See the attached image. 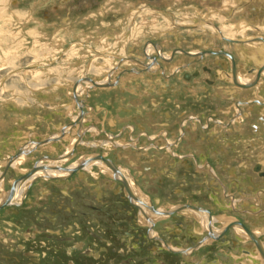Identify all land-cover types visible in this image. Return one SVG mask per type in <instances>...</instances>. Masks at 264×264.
Listing matches in <instances>:
<instances>
[{"label": "rangeland", "instance_id": "obj_1", "mask_svg": "<svg viewBox=\"0 0 264 264\" xmlns=\"http://www.w3.org/2000/svg\"><path fill=\"white\" fill-rule=\"evenodd\" d=\"M202 20L215 23L228 36H264V0H0V181H5L4 188L24 175L37 157L63 152V145L57 142L53 143L56 152L32 150L22 165L9 166L1 175L6 166L2 162L14 155L21 143L37 142L42 136L54 134L57 128L72 121L77 111L74 107L75 111L68 114L73 102L74 81L84 76L93 80L106 77V68L98 71L96 67L106 60L100 53L140 57L144 41L152 39L163 45L165 51L173 47L186 50L226 48L236 55L242 74L249 75L248 68L258 67L246 59L248 48L218 39L213 28L207 29ZM176 22L188 26L196 24L198 27L191 31L177 29L173 24ZM113 56L106 57L110 59V68L118 62ZM187 59L178 54L170 67ZM94 61L95 67L87 71V66ZM125 63L128 61L121 65ZM202 63L209 64L214 70L218 68L212 57L195 65ZM26 66L31 67L24 68ZM214 70L205 75L215 81L213 85L206 83L202 75L184 81L180 72L161 80L141 77L125 81L107 91H87V84H82L85 88L79 94L80 98L96 109V114L86 117L83 125L104 121L108 130L117 131L130 122L138 129L145 128L151 135L166 129L171 139L178 133V122L186 114L215 113L220 119L227 120L232 108L229 112L219 109L230 108L233 99L264 97V75L257 92L254 89L244 93L238 90L229 95L226 91L232 85L225 80H217ZM262 108H245L249 116L246 121L234 123L228 128L213 125L208 131H195L187 124L185 136L174 148L175 153L183 156L186 153L198 155L199 163L209 161L228 191L240 198L238 207L242 210L253 205L252 197L257 196V189H264V179L251 171L255 161L262 160L264 164V144L261 145L264 125L257 120L258 116H264ZM255 124L259 126V132L254 129ZM214 130L219 131L218 140H214L217 137ZM92 131L87 134L90 140L96 136ZM125 132L116 139L128 142ZM98 136L103 137L102 134ZM146 142L149 139L141 136L137 143ZM63 143L68 145L69 142L64 139ZM104 147L107 146L96 148L99 152L106 151L107 157L117 165L128 168L138 188L152 198L155 206L188 201L209 207L216 216H223L226 212L234 214L250 227L264 224L254 215L227 209L229 200L220 195L215 200L207 194L203 197L194 195L199 185L205 182L203 180L210 179L211 175L208 170L196 169L192 159H179L154 147H150L152 151L147 154H109ZM84 148V143L77 146L70 157L71 162L81 156ZM87 178L76 173L62 183L36 182L28 192L31 200L23 208H17L19 214L8 212L11 210L6 207L0 212V216L3 215L0 217V244L6 245L1 240L4 236L17 240L25 249L40 252L42 264H66L68 259H74L77 264H109V258L119 264L120 257L111 248L121 245L116 235H122L123 228H118L115 220L127 218L133 222L138 216L137 209L123 197L119 182L109 183L106 176ZM212 182L214 185L215 182ZM180 191H186L188 195L181 196ZM1 193L0 188V196ZM70 202L81 206V210L71 208L68 211L65 205ZM85 204L101 208L89 211ZM124 208L132 214H127ZM87 210L90 216L83 212ZM3 218L17 224L4 223ZM186 225L187 220L181 215L169 222L158 223L154 229L169 242L184 245L187 242L173 229L176 226L185 228ZM90 231L102 238L91 235ZM66 235L89 241L87 244L92 249L110 241L107 257L94 259L83 251L73 249V241L59 239ZM138 235L140 240L144 239L141 230ZM229 236L222 246L229 243L234 234ZM10 243L14 245L12 241ZM15 248L16 253L21 252L17 245ZM43 251L47 254L44 255ZM52 255L61 259H54Z\"/></svg>", "mask_w": 264, "mask_h": 264}, {"label": "flooded vegetation", "instance_id": "obj_2", "mask_svg": "<svg viewBox=\"0 0 264 264\" xmlns=\"http://www.w3.org/2000/svg\"><path fill=\"white\" fill-rule=\"evenodd\" d=\"M202 22V25L206 24L207 29L211 30V28H213L217 33L214 35L218 39L229 44L243 45L248 48L249 50L246 54V59L257 64L258 67L254 66L248 68L247 74L249 75L242 74L237 64L236 55L226 48L213 47L198 50H186L182 47H173L172 50L165 51L163 45L152 39H147L142 45V54L140 57L131 55L113 56L104 52L100 53V55L106 59L105 62L97 65L95 64V61L94 63L91 62L87 66V71H91L93 67H95V64L98 71H104L106 68V77L100 80H93L90 78L89 80L91 81H81L76 86L77 97L81 99L79 94L85 88L82 84H87V91H107L118 87V85L125 81L137 80L141 77H155V79L161 80L162 77L169 78L178 72H180L184 81L198 78L202 75L205 78L206 83L213 85L215 84V81L206 78L205 75L206 73H212L214 68L207 63H202L200 66L195 65L209 57H212V59L218 63V68L214 70L215 78L217 80H225L232 85V87L226 91L229 95L235 94L238 90L244 93L248 90L254 89L257 92L259 88L258 84L264 75V70L259 71L264 65V36L236 38L224 34L222 29L211 21L202 20ZM173 24L177 29H186L190 31L198 27L196 24H191V26L177 22ZM94 51L100 52L96 50ZM178 54H183L188 59L182 61L180 64H174L170 67L172 60H174ZM109 56L116 57V61H118L116 66L111 68L108 66L110 59H107L106 57ZM124 61H128V63L121 65ZM92 82L105 86L93 85L94 83ZM205 86H207V84ZM222 92H225V90ZM85 93L87 94V92ZM72 100V107L69 109L68 114L74 112V107H77V111L74 112L72 121L67 125L65 124L57 128L53 136H42L43 138L39 140L42 143L38 144L39 141H37V143L31 141V143H23V145L21 143L19 146L25 148L26 153L19 156L18 159L14 158L11 160L10 166L15 167L17 165H22L26 160L27 155L32 152V150L47 149L56 152L57 149L55 142L59 144L61 143L64 147L62 153L55 155L60 156V158L58 160L44 158L45 156L55 157L50 154L37 157L38 159L36 158L37 161L34 163H36L38 167L43 168L44 171L40 170L37 174L31 176V178L17 183L12 198L8 203L0 207V212H3L6 207L11 210L8 212L19 214L20 211H18L17 208H23V205L31 200L28 192L36 182L52 181L62 183L68 181L76 173L79 174V176L86 178V180L88 179V176L97 179L106 176L109 183H120L123 197L130 203V205H133L138 212V216L134 218L133 222L127 218L115 220V225L120 229L123 228L122 235H116L119 240L118 243L121 245L116 246V243V245H114L116 247L111 248L113 253L120 257L118 259L119 264H264V224L250 227L234 214L226 212L223 216H216L212 213L209 207L190 203L188 201L180 200L172 205L155 206L152 198L143 194L138 188L137 181L130 174L128 168L117 165L107 157L108 154L106 151L99 152V149L96 148L101 145L107 146L104 147V150L109 151V154H111L110 152H119L121 154H147L152 151L150 147H154L156 150H163L179 159H192L196 169L200 171L208 170L211 175L210 179L206 178L203 180L205 182L199 185V188L194 191V195L203 197L207 194L211 200H215L220 195L222 198H227L229 200L227 209L234 213H247L251 216L254 215L264 221V206L262 205L264 204V189H257V196L252 197L253 205L248 209L242 210V208L238 207L240 198H237L233 193L228 191L227 185L223 182L216 171H214V167L209 161H202L199 163L198 155L195 156L194 153H186V155L183 156L174 151V148L179 146L182 137L185 136L187 124H190L191 129H194L195 131H208L213 125H217L220 128H228L234 123L242 124L246 121L247 117H249L244 110L245 108L253 110V108L260 106L264 109L263 96L257 95L256 97H241L233 99L230 108L224 107L219 109L223 112H229L232 108V113L227 115V120L220 119L215 113L201 115L199 113L186 114L179 120V131L171 139L169 138L170 132L166 129L159 130L158 134L151 135L145 128L138 129L135 124L130 122L123 124L117 131L108 130L104 121H95L96 123L87 122L83 125L86 117H93L96 114V109L82 99L83 101L80 105L84 110L82 116V113L79 114V104L73 96ZM74 120L75 124H71ZM257 120L264 125V116H258ZM253 127L259 132V126L257 124L253 125ZM91 130H93L91 133H95L94 135H96L92 140L87 138L89 137L87 134ZM125 130L126 137H128L129 141H118L116 138L124 135ZM214 132L217 134V137H215L214 140H218L219 131L214 130ZM101 134L103 137L98 136ZM78 136L81 137V141L75 144ZM141 136L145 138L147 137L149 142L138 144L137 142L140 140ZM64 139L69 142L68 145L63 143ZM263 141L261 142L262 146L264 144ZM80 143H84L86 148H84L85 150L78 159L71 162L70 157L74 154ZM21 159L23 160L21 161ZM106 160H109L111 163H108ZM81 161H85L86 163L83 164L84 166L82 168L76 169L82 163ZM131 163L133 164L132 161ZM2 164L5 166L6 162L3 161ZM65 167H74L76 170L69 173L63 170ZM251 171L257 177L264 179V164L262 163V160L255 161L254 164L251 165ZM44 175L50 177H39ZM210 181H213L212 183L215 182V184H211ZM13 182L14 181H11L9 187L5 189V181H0V188L2 189L0 204H2L5 199L6 192L12 186ZM197 183H200V181H197ZM98 189L99 188H97V190ZM185 194L186 196L188 195L186 191L185 193L180 191L181 196H185ZM65 207H67L68 211H70L71 208L74 210H81V206L75 205L71 202L66 204ZM86 207L89 208V211H97L101 208L100 206L92 204H87ZM118 210L121 211L120 209ZM89 211L87 210L86 212H83L86 216H90L88 215L90 214ZM125 212L127 214H132L129 210H126ZM155 212L161 213L160 215H157ZM181 215L186 218L187 225L185 228L183 226H181L183 228L176 226L173 231L177 235H180V237L187 242L186 244L177 245L173 242H169L154 229L158 223L169 222L173 217ZM95 221L98 222V219H95ZM2 222L11 225L17 224L4 218ZM134 226H136V228ZM140 230L143 232V240L139 239L140 236L138 234ZM90 234L102 238L92 231H90ZM231 234H234V237H231V241L222 246V242H224L225 239H228ZM59 239L64 240L65 242L73 241V249L83 251V253L94 259L107 257L108 243L111 245V242L109 241L106 245L100 244L96 249H92L91 246L87 244L89 241L77 240L71 235L59 237ZM1 240L6 245L2 243L0 244V264L43 263V256L40 252H37V250L25 249L23 244H20L17 240H9L5 236L2 237ZM10 241H12L14 245H12ZM16 245L21 249L20 253H16ZM142 245H144V247ZM211 245L213 246L208 248V246ZM238 246L240 247L237 251L236 249ZM71 251L72 250L70 249L67 253L70 254ZM157 251H161L162 253H158ZM46 254L47 253L44 252V255ZM55 257H58V259L60 258L57 255H52V258L55 259ZM65 262L66 264H77L74 259H68ZM107 262L109 264H115V260H112L111 258H109Z\"/></svg>", "mask_w": 264, "mask_h": 264}, {"label": "water", "instance_id": "obj_3", "mask_svg": "<svg viewBox=\"0 0 264 264\" xmlns=\"http://www.w3.org/2000/svg\"><path fill=\"white\" fill-rule=\"evenodd\" d=\"M29 67H31V66H26V67H24V68H29ZM264 69V66L263 67H261L260 69H259V71H261V70H263ZM90 78H88L87 76H84V77H80V78H78V79H76L75 81H74V83H73V88H72V92H73V97H74V99L77 101V103L79 104V114H81L82 116H83V114H84V110L81 108V102L83 101L82 99H79L78 97H77V93H76V86L81 82V81H83V80H89ZM89 81H91V80H89ZM92 83H94V82H92ZM93 85H97V86H101L102 84H98V83H94ZM102 86H105V85H102ZM71 124H75V120L71 123ZM55 134V133H54ZM53 133H51V134H49L47 137H49V136H53L54 135ZM47 139V138H46ZM79 141H81V137H79L78 136V139H77V141H76V143L75 144H77ZM40 143H41V141H39ZM37 143V142H36ZM39 144V143H38ZM24 153H26V149L25 148H23L22 146L14 153V155L13 156H10V157H7L6 159H4V162H6V165L7 164H9L10 162H11V160L13 159V158H15V157H18V156H21L22 154H24ZM43 158V157H42ZM45 159H50V160H58L59 158H60V156H55V157H47V156H45L44 157ZM39 161H40V159H39ZM108 163H111L109 160H106ZM36 162V161H35ZM82 163L79 165V167H82L83 166V164L84 163H86L85 161H81ZM6 166L4 167V169H3V171H2V173H1V175H3L4 173H5V171H6ZM41 168V167H40ZM39 169V167H36V163H33L32 164V166L28 169V172L25 174V175H21L20 177H18V178H16L15 180H14V182H13V184H12V186L7 190V192H6V197H5V199L3 200V202H2V204H0V207L1 206H3L4 204H6V203H8L9 202V200L12 198V195H13V193L15 192V190H16V185H17V183H19L20 181H24V180H26L27 178H28V176H30L34 171H36V170H38ZM73 169H75L74 167H72V168H67V167H65L63 170H65V171H67V172H69V173H71V171H74ZM56 177H61V176H56ZM124 183V182H123ZM125 187V186H124ZM128 190V189H127ZM129 193V192H128ZM131 194V193H130ZM160 213L161 212H155V214H157V215H160ZM166 213H168V212H166ZM165 214V213H164Z\"/></svg>", "mask_w": 264, "mask_h": 264}, {"label": "bare ground", "instance_id": "obj_4", "mask_svg": "<svg viewBox=\"0 0 264 264\" xmlns=\"http://www.w3.org/2000/svg\"><path fill=\"white\" fill-rule=\"evenodd\" d=\"M263 66H264V65H263ZM263 66H262V67H263ZM263 70H264V69H263ZM43 142H44V141H43ZM38 143H40V142H38ZM41 143H42V142H41ZM12 156H13V155H12ZM18 157H19V156H18ZM18 157H15V158L18 159ZM13 159H14V158H13ZM13 159H12V160H13ZM19 159H20V158H19ZM22 160H23V159H21V161H22ZM15 161H17V160H15ZM19 161H20V160H19ZM10 163H11V162H10ZM10 163L7 164V165L5 164L7 168L10 166ZM83 166H84V165H83ZM83 166H82V167H83ZM36 167H38V166L36 165ZM82 167H79V166H78L76 169H79V168H82ZM7 168H6V170H7ZM76 169H73V170L75 171ZM40 170H43V171H44L43 168H40V167H39V169L36 170V171H34L30 176H28L27 179H29V178H31V176L37 174ZM74 171H71V173L74 172ZM3 175H4V174H3ZM3 175H2V176H3ZM24 175H25V174H24ZM39 177H47V178H49L50 176H48V175H44V176H39ZM27 179H26V180H27ZM24 181H25V180H24Z\"/></svg>", "mask_w": 264, "mask_h": 264}]
</instances>
